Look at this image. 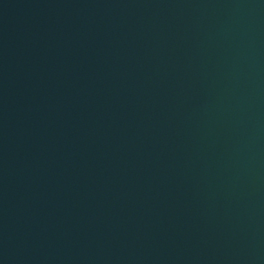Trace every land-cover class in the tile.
<instances>
[{
  "label": "water",
  "instance_id": "95a60500",
  "mask_svg": "<svg viewBox=\"0 0 264 264\" xmlns=\"http://www.w3.org/2000/svg\"><path fill=\"white\" fill-rule=\"evenodd\" d=\"M0 264H264V0H0Z\"/></svg>",
  "mask_w": 264,
  "mask_h": 264
}]
</instances>
